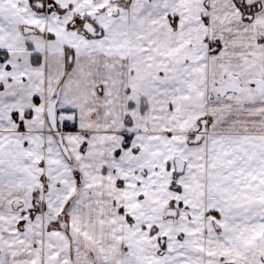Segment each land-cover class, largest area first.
I'll return each instance as SVG.
<instances>
[{"label": "snow or ice", "instance_id": "6c2138e0", "mask_svg": "<svg viewBox=\"0 0 264 264\" xmlns=\"http://www.w3.org/2000/svg\"><path fill=\"white\" fill-rule=\"evenodd\" d=\"M0 264H264V0H0Z\"/></svg>", "mask_w": 264, "mask_h": 264}]
</instances>
